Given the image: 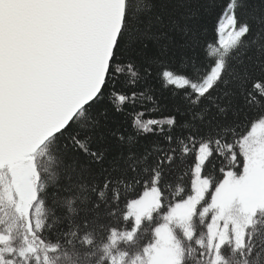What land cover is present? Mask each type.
<instances>
[{
	"label": "snow or ice",
	"instance_id": "1",
	"mask_svg": "<svg viewBox=\"0 0 264 264\" xmlns=\"http://www.w3.org/2000/svg\"><path fill=\"white\" fill-rule=\"evenodd\" d=\"M0 264H264V0H0Z\"/></svg>",
	"mask_w": 264,
	"mask_h": 264
},
{
	"label": "trees",
	"instance_id": "2",
	"mask_svg": "<svg viewBox=\"0 0 264 264\" xmlns=\"http://www.w3.org/2000/svg\"><path fill=\"white\" fill-rule=\"evenodd\" d=\"M227 38H228V31L226 30V31L224 32V34H223V39H224V40H227ZM218 39H219V38H218ZM186 182H187V177H185V183H186ZM140 191H142V190H141V189H137V192H136V193H133V196L138 195Z\"/></svg>",
	"mask_w": 264,
	"mask_h": 264
}]
</instances>
